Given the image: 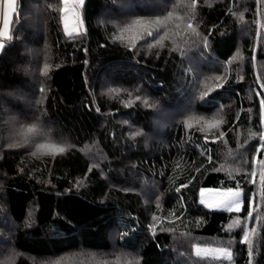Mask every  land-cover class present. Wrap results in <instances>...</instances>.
Here are the masks:
<instances>
[{"label": "trees", "instance_id": "trees-1", "mask_svg": "<svg viewBox=\"0 0 264 264\" xmlns=\"http://www.w3.org/2000/svg\"><path fill=\"white\" fill-rule=\"evenodd\" d=\"M62 16L16 0L2 40L0 264H264V0ZM228 188L239 212L201 202Z\"/></svg>", "mask_w": 264, "mask_h": 264}, {"label": "rangeland", "instance_id": "rangeland-1", "mask_svg": "<svg viewBox=\"0 0 264 264\" xmlns=\"http://www.w3.org/2000/svg\"><path fill=\"white\" fill-rule=\"evenodd\" d=\"M82 7L83 5L79 4V0H69L68 5H67L68 11L67 12L63 11V16H62L63 29L66 34L68 31H71L72 35H74L84 30L83 20H82ZM64 8H65V4L63 2V9ZM13 16L14 14L9 11L4 0H2V8H1V15H0V43H2L3 39L9 38L11 35V24H12ZM6 19L8 21L7 28H5ZM1 51L2 49H0V52ZM200 63H202V61H200ZM159 119L161 120V118ZM26 145H34L33 142L31 141V138L27 140ZM225 192L226 190H213V189L202 190L201 191V202L203 201L202 203L210 209L224 210V205L221 203V201L225 198L224 197ZM240 192H241V209H242L243 194H242V191ZM216 249L217 247H213V246H196L195 247L196 253L201 256H209V257H216V258H230L231 257L230 250L227 249V252H217Z\"/></svg>", "mask_w": 264, "mask_h": 264}, {"label": "snow or ice", "instance_id": "snow-or-ice-1", "mask_svg": "<svg viewBox=\"0 0 264 264\" xmlns=\"http://www.w3.org/2000/svg\"><path fill=\"white\" fill-rule=\"evenodd\" d=\"M5 4L7 5L9 11L13 14L16 13V0H4ZM64 4H65V8L63 9V11L67 12L68 8V2L69 0H63ZM84 0H79V4L83 5ZM8 26V21L7 19L5 20V28H7ZM189 27H191V25H188ZM67 35L72 36V32L68 31ZM148 35L151 36L152 33L148 32ZM4 48V44L0 43V49ZM208 103H211V101H209ZM264 103V102H262ZM261 148H264V143H262L260 145ZM63 149H61L62 151ZM262 179H264V177H262ZM224 199L221 201V203L224 205V210L228 211V212H232V211H237L239 212L241 209V192L239 190L234 191L232 188H228L226 190V192L224 193ZM203 202V201H202ZM248 217H251V212L249 211L247 213ZM244 242L247 243V234H245L244 236ZM217 252H227V249L225 248H217L216 249ZM249 254H251L249 252ZM230 255V253H229Z\"/></svg>", "mask_w": 264, "mask_h": 264}]
</instances>
